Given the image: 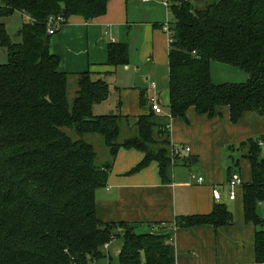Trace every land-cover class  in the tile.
Masks as SVG:
<instances>
[{
  "label": "trees",
  "instance_id": "trees-1",
  "mask_svg": "<svg viewBox=\"0 0 264 264\" xmlns=\"http://www.w3.org/2000/svg\"><path fill=\"white\" fill-rule=\"evenodd\" d=\"M108 1L0 0V16L18 12L27 19L19 44L0 24V49L7 54L0 65V264H99L111 237L123 240L117 264H174L167 236L137 235L123 223L106 224L96 215L95 194L106 186L118 151L141 152L144 158L131 172L156 162L168 183L174 160L165 130L170 119H185L191 109L208 118L225 112L233 125L245 116L264 117V0H216L201 9L191 0H168L173 43L167 111H151L141 91L138 105L144 114L132 127L129 116L94 115V106L108 98L109 83L89 72L73 78L58 70L47 20L80 16L90 22L105 14ZM127 62L126 46L110 43L107 64ZM211 62L236 67L248 80L214 84ZM71 79L76 91L69 101ZM122 124L135 131L118 142ZM90 135L102 138L106 162L97 164L94 146L84 140ZM155 135L165 138L157 152ZM239 149L246 151L251 171L242 186L244 219L257 228L255 261L264 263V218L258 213V203L264 202V156L252 139ZM231 222L232 213L219 204L209 215L176 223L221 227Z\"/></svg>",
  "mask_w": 264,
  "mask_h": 264
},
{
  "label": "crops",
  "instance_id": "crops-1",
  "mask_svg": "<svg viewBox=\"0 0 264 264\" xmlns=\"http://www.w3.org/2000/svg\"><path fill=\"white\" fill-rule=\"evenodd\" d=\"M169 16L168 7L163 0H109L105 14L90 22L80 16L69 17L59 30L51 35L49 49L53 55L59 57L60 72L72 75L73 78L84 72L105 77L110 93L114 90L111 91L112 85L121 81L131 68L140 73L142 68L149 71L151 67L164 66L168 72L169 48L164 25L170 22ZM110 43L126 46L127 65L113 67L107 64V48ZM210 76L214 84H242L248 80L245 72L217 62L210 63ZM144 80L146 86L134 88L137 103L139 104V93L143 91L147 107L150 109V100L153 98L165 113L158 95L154 93L155 83L149 81L146 76ZM151 83L155 85L154 88H150ZM166 92L164 106L169 105L168 89ZM143 114L141 110L133 117L137 118ZM120 115L129 116V113L122 112ZM216 117L211 120H217L214 119ZM189 118L192 120L197 116L193 113ZM199 120L202 124L195 128L189 127L185 119L170 120L169 148L176 154L168 183L163 182L156 162L131 172L142 162L144 155L133 149L119 150L106 186L95 194L96 215L106 224L123 223L137 235L167 236L168 242L174 247V264H264L255 261L254 239L257 228L244 219L243 187L235 190L234 200L228 198L226 188L231 175L238 174L241 178L237 168L246 151L237 148L241 159L237 161L229 156V164L233 162L235 169L226 165L225 172L223 149L226 146L228 152L235 149L233 143H228L227 138L232 132L229 130L225 135H217L212 141L204 134L206 129L217 126L212 127L207 121H202L204 119ZM242 142L237 141L236 144ZM191 153L193 165L200 163L201 155H204V169L201 167V170L196 172L191 163L187 164L185 154ZM191 174L202 177L204 182L195 183L191 180ZM241 180L245 183L242 178ZM213 187H217L221 192L220 202L213 200ZM219 204L225 205L232 213L231 224L221 227H185L176 223L190 216L209 215ZM259 207L263 208L264 212V204ZM260 216L264 218V214ZM122 241L121 237H113L104 249V261L107 264H117ZM114 243L117 246L114 247Z\"/></svg>",
  "mask_w": 264,
  "mask_h": 264
},
{
  "label": "rangeland",
  "instance_id": "rangeland-1",
  "mask_svg": "<svg viewBox=\"0 0 264 264\" xmlns=\"http://www.w3.org/2000/svg\"><path fill=\"white\" fill-rule=\"evenodd\" d=\"M216 0H191V3L194 7L201 9L205 7L207 4L212 3ZM27 20L26 17L22 16L18 12H14L11 15L7 16H0V24H3L7 35L9 37V40L13 44H19L21 43L22 39L19 35V31L21 30L24 21ZM172 18L169 16V21H171ZM7 61V54L5 49H0V65L5 64ZM134 68L130 69L129 72H126V74L123 76L121 81L115 82L112 85L111 91L108 95V98L99 103L96 104L93 108L94 115H118L122 112L129 113L130 118H135L133 116H137L141 110L138 107L137 103V94L134 88H143V86H146V82L144 80V77L146 76L149 81H152L156 85L155 94L158 95L160 102L162 103V109L163 111H167L168 106L163 105L164 101L167 97L166 90L168 89V72L167 68L164 66H156L149 68V71L145 68H142L141 72L138 73ZM116 87V89H115ZM76 91V84L75 80L71 79L68 85L67 89V98L69 101H71L74 97V93ZM124 91V92H123ZM115 93V94H114ZM153 92H150V94H154ZM139 112V113H138ZM195 114L197 118L190 119L189 115ZM161 115L164 114L163 112L160 113ZM158 114V115H160ZM199 119H204L202 121H207L210 126H217L216 128H210L209 130L206 129V133L204 136L206 138H211L212 141L215 140L217 135H225L231 130L232 133L228 134L227 138L228 143H233L234 150L228 152V147L226 146L223 149V158L222 161L224 163L223 170L226 172V165H230V157H232L234 160H240V152L236 149L239 148L240 144H236L237 141H245L248 139H252L255 142H257L262 134H264V119H258L253 116H245L243 117L237 124L233 125L229 122L228 115L222 113L221 115L217 116L214 119L217 120H211V118L201 116L196 114L192 109L188 111L186 114L185 121L188 123L189 127H200ZM135 125V124H134ZM166 130V129H165ZM134 129H128L126 125H121V132L119 135L118 142H122L124 139L130 137L134 134ZM66 132L74 139H78L76 134L71 130H66ZM155 145L153 146L154 152H157L159 149H163V139L162 137L154 136ZM84 140L91 143L95 151L98 155V161L97 164L103 163L104 161L108 160V151L105 148L102 138L98 135H90L85 136ZM238 146V147H237ZM177 147V146H176ZM169 149V156L173 159L175 157L176 152H172L170 148ZM175 151V150H173ZM261 155L264 156V146L261 148ZM192 153L191 154H185L187 164L189 165L191 163V167L197 170H201V167L204 169L205 163H204V155L202 156V160L200 163L193 165L192 164ZM235 161V162H237ZM233 163V162H232ZM231 163L230 167L234 170V165ZM237 172L241 174V178L244 182H247L250 180L251 177V171H250V165L249 161L244 158L240 160V164L237 168ZM258 213L259 215H263V208L258 207ZM113 246H117L116 243L113 244ZM116 260V259H115ZM114 260V262H115ZM117 263V261H116ZM99 264H107L104 259Z\"/></svg>",
  "mask_w": 264,
  "mask_h": 264
},
{
  "label": "built area",
  "instance_id": "built-area-1",
  "mask_svg": "<svg viewBox=\"0 0 264 264\" xmlns=\"http://www.w3.org/2000/svg\"><path fill=\"white\" fill-rule=\"evenodd\" d=\"M165 2V5L168 7V0H163ZM65 23V20L63 17L58 16V17H49L47 20V32L48 34L51 36L53 35L56 31L59 30V28ZM164 32L166 34L167 37V47L170 48L171 44L173 43V32L171 30L170 27V22L166 23L164 25ZM155 85L153 83L150 84V88H154ZM150 109L151 111H153L156 114H160L161 108L159 106V104L157 103V101L155 99H151L150 100ZM171 120V119H170ZM170 120L169 123L166 125L167 130L170 129ZM257 146L262 148L264 146V139H259L257 141ZM186 151L189 152V149L186 148ZM191 180L194 181L197 184H202L204 182L202 177L197 176L196 174H191ZM243 186V182L240 178V176L238 174H233L230 176V178L228 179L227 183H226V188L228 189V198L230 200H234L235 199V190L238 187H242ZM211 194L213 197V200L215 202H220L222 195L220 190L217 187H213L211 190ZM264 204V202H259L258 206H262ZM113 239V237L110 238V241ZM110 242H108L107 244L104 245V249H106L108 247Z\"/></svg>",
  "mask_w": 264,
  "mask_h": 264
},
{
  "label": "water",
  "instance_id": "water-1",
  "mask_svg": "<svg viewBox=\"0 0 264 264\" xmlns=\"http://www.w3.org/2000/svg\"><path fill=\"white\" fill-rule=\"evenodd\" d=\"M135 123H137V118H130L128 119V125L132 127ZM123 233V232H122Z\"/></svg>",
  "mask_w": 264,
  "mask_h": 264
}]
</instances>
